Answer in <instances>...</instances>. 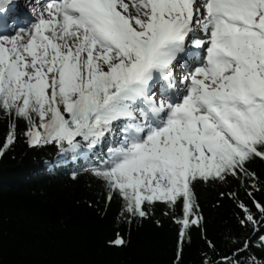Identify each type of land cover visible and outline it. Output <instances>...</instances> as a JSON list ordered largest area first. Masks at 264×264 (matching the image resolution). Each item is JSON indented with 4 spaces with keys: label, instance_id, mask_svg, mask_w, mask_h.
<instances>
[{
    "label": "snow or ice",
    "instance_id": "snow-or-ice-1",
    "mask_svg": "<svg viewBox=\"0 0 264 264\" xmlns=\"http://www.w3.org/2000/svg\"><path fill=\"white\" fill-rule=\"evenodd\" d=\"M0 0V157L28 146L83 157L107 206L120 201L110 247L162 215L178 225L176 260L193 231L202 264H264V0ZM12 23L8 25V19ZM25 124L20 131V122ZM59 163V161H57ZM79 171H72L77 180ZM230 200L249 233L219 253L199 188ZM241 190L244 196L241 195ZM97 202H90L92 207ZM3 209L0 207V215ZM219 257V259H217Z\"/></svg>",
    "mask_w": 264,
    "mask_h": 264
},
{
    "label": "trees",
    "instance_id": "trees-1",
    "mask_svg": "<svg viewBox=\"0 0 264 264\" xmlns=\"http://www.w3.org/2000/svg\"><path fill=\"white\" fill-rule=\"evenodd\" d=\"M24 128L21 121L20 131ZM7 133L8 123L0 118V145ZM88 166L83 157L61 159L52 146L34 150L22 135L0 157V264H174L179 228L162 215V207L155 209L161 226L154 219L145 220L131 226L127 247L108 245L117 231L127 233L129 228L117 226L119 200L105 211L102 185L83 171ZM253 168L264 177V163L258 160ZM72 171L80 172L77 180L71 178ZM254 195L264 200V191ZM199 196L208 220V238L219 253H228L234 247L232 241L242 240L249 230L239 225L230 200L213 207L216 193L204 186ZM90 202L97 204L90 207ZM206 250L200 233L193 231L191 243L183 249V264H202ZM251 253L264 259V248L257 246L256 238Z\"/></svg>",
    "mask_w": 264,
    "mask_h": 264
},
{
    "label": "bare ground",
    "instance_id": "bare-ground-1",
    "mask_svg": "<svg viewBox=\"0 0 264 264\" xmlns=\"http://www.w3.org/2000/svg\"><path fill=\"white\" fill-rule=\"evenodd\" d=\"M126 2H127V0H126ZM23 4L25 5V0L23 1ZM25 8V7H24ZM26 9V8H25ZM26 12H27V18H26V20H28L29 19V17H30V13L28 12V10L26 9Z\"/></svg>",
    "mask_w": 264,
    "mask_h": 264
}]
</instances>
